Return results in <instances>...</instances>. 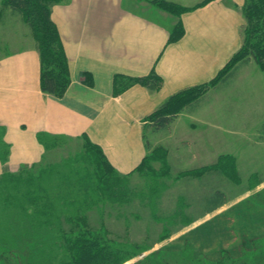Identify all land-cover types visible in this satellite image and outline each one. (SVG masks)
I'll return each instance as SVG.
<instances>
[{
  "label": "rangeland",
  "instance_id": "374dc122",
  "mask_svg": "<svg viewBox=\"0 0 264 264\" xmlns=\"http://www.w3.org/2000/svg\"><path fill=\"white\" fill-rule=\"evenodd\" d=\"M1 4L0 54L20 48L25 32L34 40L22 16ZM246 57L239 52L214 81L179 96L169 128L154 131L147 121L146 169L127 173L119 201L103 197L86 210L90 227L121 250L122 264H264V53ZM59 143L34 170L65 169L84 139ZM13 212L0 208L4 233L19 218ZM36 235L22 236L24 248L1 251L0 260L26 264L45 253Z\"/></svg>",
  "mask_w": 264,
  "mask_h": 264
},
{
  "label": "crops",
  "instance_id": "0c3cea01",
  "mask_svg": "<svg viewBox=\"0 0 264 264\" xmlns=\"http://www.w3.org/2000/svg\"><path fill=\"white\" fill-rule=\"evenodd\" d=\"M165 1L186 10L176 16L155 0L56 3L52 18L71 74L62 97L43 92L40 53L26 32L20 48L0 54V174L40 162L45 136L87 135L122 174L140 165L147 117L170 96L213 81L243 44L245 0ZM179 20L185 33L169 42ZM153 70L158 90L135 84L114 93L115 75Z\"/></svg>",
  "mask_w": 264,
  "mask_h": 264
},
{
  "label": "trees",
  "instance_id": "16d2710c",
  "mask_svg": "<svg viewBox=\"0 0 264 264\" xmlns=\"http://www.w3.org/2000/svg\"><path fill=\"white\" fill-rule=\"evenodd\" d=\"M59 1L2 0L1 5L2 8L7 7L20 14L31 29L40 53L43 92L62 97L71 84V74L59 29L52 18V8ZM155 2L176 16L186 10L174 2L165 0ZM243 15L245 17V25L242 28L243 44L230 62L241 51L247 57L253 56L256 59L264 53V0H245ZM184 33V27L179 20L170 33L169 42L177 41ZM229 63L219 75L226 70ZM88 76L85 75L87 77L84 79L85 83H91ZM135 84L156 91L161 87L162 78L154 70L149 75L140 77L117 74L114 77V93L119 95ZM206 84L187 88L170 96L147 117L149 126L154 131L169 128L178 117L177 113L170 111L176 99ZM147 126L146 124L145 129ZM64 137L45 136L39 139L45 149L49 150L51 146H59V141ZM48 138L51 140L53 138L52 145ZM70 138L84 139V146L77 158L62 164L67 166L65 169L61 166L58 170H55L54 166H41L38 171L34 170L41 164L42 158L40 162L21 166L15 171L5 168L0 174V190L4 192L0 194V208H5L9 212L13 209V213L19 215L18 219H14L18 221L17 225L14 220L12 222L11 233H4L0 226V247L3 248L0 252L19 247L23 249L26 239L22 236L29 234L35 237L36 234L42 233L36 235L41 237L36 243L45 247V253L39 257L32 256L33 258L26 264H122L125 259L121 250L113 249L111 243L108 244L99 231L96 232L90 227L85 213L92 205L99 204L103 197H108L113 202L119 201L127 191V179L130 174L119 173L102 147L87 135ZM145 143L149 148L147 138ZM147 158L148 156L133 171L146 169ZM3 160L6 162V157ZM81 160L87 167L76 170L73 162H82ZM22 228H25L24 231ZM0 264L13 263L3 256Z\"/></svg>",
  "mask_w": 264,
  "mask_h": 264
}]
</instances>
